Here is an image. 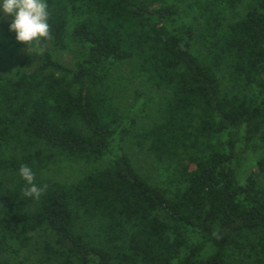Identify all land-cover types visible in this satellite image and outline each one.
<instances>
[{
    "label": "trees",
    "instance_id": "1",
    "mask_svg": "<svg viewBox=\"0 0 264 264\" xmlns=\"http://www.w3.org/2000/svg\"><path fill=\"white\" fill-rule=\"evenodd\" d=\"M45 3L42 53L0 12V264H264V0Z\"/></svg>",
    "mask_w": 264,
    "mask_h": 264
},
{
    "label": "clouds",
    "instance_id": "2",
    "mask_svg": "<svg viewBox=\"0 0 264 264\" xmlns=\"http://www.w3.org/2000/svg\"><path fill=\"white\" fill-rule=\"evenodd\" d=\"M48 7L45 0H0V12L13 17L9 28L16 33V40L32 46L39 53L43 52L39 47L41 40L51 38ZM19 175L26 182L23 196L38 200L47 190V185L34 182L35 173L28 165L20 166Z\"/></svg>",
    "mask_w": 264,
    "mask_h": 264
},
{
    "label": "rangeland",
    "instance_id": "3",
    "mask_svg": "<svg viewBox=\"0 0 264 264\" xmlns=\"http://www.w3.org/2000/svg\"><path fill=\"white\" fill-rule=\"evenodd\" d=\"M2 13V12H1ZM3 14V13H2ZM4 16V14H3ZM4 21H11L13 18L11 15L9 16H4L3 17ZM18 56V55H17ZM25 55L20 56V58H24ZM60 60L64 62L67 65H72V55L71 54H66L64 56H61ZM0 63L3 65V68L8 70L9 72H12V70L15 69V67H18L19 59L15 60L12 58H8L7 54L3 55L2 58L0 59ZM113 83L117 86L114 88H121L125 90L124 94H127V96L130 95V93L135 89V88H141L144 87L145 85L141 82V80L136 77V75L132 71V66L130 64H124L123 66L119 67L113 74ZM137 160V159H136ZM68 165V164H67ZM138 165L140 170L142 169L143 172L149 173L153 176H156L155 172H148L149 167L141 168V165L138 161ZM63 170L61 174V177L64 178L63 180H70L71 178V167L67 166L66 168H62ZM73 175V174H72ZM34 240L36 241H41V239L37 236L34 237ZM31 248V247H30ZM29 248V249H30ZM29 249L26 250L25 254L29 252Z\"/></svg>",
    "mask_w": 264,
    "mask_h": 264
}]
</instances>
